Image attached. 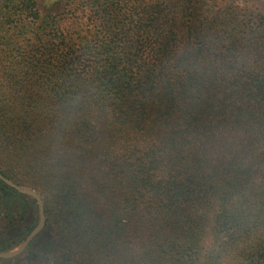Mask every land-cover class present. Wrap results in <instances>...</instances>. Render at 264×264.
Wrapping results in <instances>:
<instances>
[{"label": "trees", "instance_id": "1", "mask_svg": "<svg viewBox=\"0 0 264 264\" xmlns=\"http://www.w3.org/2000/svg\"><path fill=\"white\" fill-rule=\"evenodd\" d=\"M62 1L73 17L85 13L96 41L79 56L59 48V68L42 82L51 89L38 97L54 108L9 115L14 159L45 183L61 263L86 264L88 238L100 253H130L124 263L152 264L159 244L135 257L128 234L164 220L154 235L184 229L193 263L200 221L216 237L212 264L247 251L235 238L264 229V0ZM110 139L122 140L120 154L118 142L102 145ZM28 198L0 181V209L18 200L21 219L36 203ZM262 239L249 246L251 264H263Z\"/></svg>", "mask_w": 264, "mask_h": 264}, {"label": "rangeland", "instance_id": "2", "mask_svg": "<svg viewBox=\"0 0 264 264\" xmlns=\"http://www.w3.org/2000/svg\"><path fill=\"white\" fill-rule=\"evenodd\" d=\"M208 1L216 3L215 0ZM7 6H10V18L6 12ZM214 6L218 7L217 4ZM58 18L61 22L60 26L55 24ZM89 27L85 13H79L73 17L66 10L62 0H0V173L2 171L9 175V170H11L15 176L6 177L1 173L2 176L18 186L20 190L36 194L41 199L43 208V217H41L39 205L35 200L36 203L29 205L27 214L20 219L22 213L20 201L5 200L0 209V249H2L0 254L9 256L18 253L8 258H0V264H62V251L58 246V225L46 220L43 195L39 191L45 183L40 176L33 175L31 172L25 173L23 157L17 161L14 159L17 154L14 148L9 146L12 140L9 136L11 126L9 115L13 111L20 112L25 107L32 112L48 111L54 108V102L39 103L38 97L42 87L45 92L51 89L45 88L42 82L58 70L57 59L59 53L61 54L59 48H62L63 42L67 46L74 45L79 56L82 53L81 47L96 41V37H93L96 30ZM58 29L63 31L64 36H61ZM177 77L181 79V70L178 71ZM59 131L70 135L74 127L64 124ZM123 134L124 138H130L126 136L127 132ZM121 135L122 132L118 134L119 137ZM113 142H118L114 153L120 154L123 150L118 149L123 144L121 139H110L102 145L113 144ZM78 145L79 149L84 148V142H78ZM78 155L81 156L80 153ZM76 171L80 175L83 173L82 167H78ZM17 193L25 196L21 192ZM31 199L28 198L29 201ZM195 218L197 219L196 216ZM164 224L167 225V221L154 222L147 227V234L141 232L134 233L135 236L128 234L127 241L135 257L141 256L147 259V247L157 243L161 254L158 260L151 261L152 264H212L207 256L214 250L216 237L207 230L204 222L200 221V235L195 239L196 244H192L194 252L201 256L200 262L196 263L182 255L183 252L189 255V251H184V247L191 237L186 238L184 229L174 234H164L161 238L154 235L155 230L166 228ZM27 228H32V230L28 232ZM34 230V235L22 249L28 236ZM237 231L238 228H234L230 233L234 237ZM263 237L264 229L260 233L248 231L244 237H236L237 241H242L237 242V246L243 251L248 248L247 251L242 253L244 255H227L222 264H251L250 260H247L248 257H252L253 253L250 252L249 246L256 244L257 240H263ZM107 254L109 255L107 251L100 253L94 241L91 240L89 243L88 238L83 240L80 258L84 259L86 264H127L123 261L131 262L130 253L125 258L113 254L107 256ZM262 262L264 264V257Z\"/></svg>", "mask_w": 264, "mask_h": 264}, {"label": "water", "instance_id": "3", "mask_svg": "<svg viewBox=\"0 0 264 264\" xmlns=\"http://www.w3.org/2000/svg\"><path fill=\"white\" fill-rule=\"evenodd\" d=\"M0 180L2 182H4L6 185H8L9 187H11L14 190H16L17 192H21V193H23V194H25L27 196H31L33 199H35L37 201L38 205H39V213H40V216L43 217L42 202H41V199L36 194H34L32 192H26V191L20 190V188L18 186H16L14 183H12L11 181H9L5 177H3L1 173H0ZM34 233H35V230L30 233V235L28 236V238H27L26 242L24 243L22 249L25 248V246L27 245V243L29 242V240L32 238V236L34 235ZM16 254L9 255V256H4V255L0 254V258H3V257L8 258V257L14 256Z\"/></svg>", "mask_w": 264, "mask_h": 264}]
</instances>
